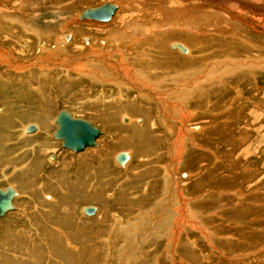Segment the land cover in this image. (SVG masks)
I'll list each match as a JSON object with an SVG mask.
<instances>
[{"label": "rangeland", "instance_id": "obj_1", "mask_svg": "<svg viewBox=\"0 0 264 264\" xmlns=\"http://www.w3.org/2000/svg\"><path fill=\"white\" fill-rule=\"evenodd\" d=\"M74 1L68 4L72 6ZM14 2L17 5L19 0H0V5L8 8L0 10V48L10 50L13 57L10 62L0 58V186L11 183L19 197L14 200L15 210L0 217V264H264V63L256 60L238 73L231 67L218 77L221 82L205 80L212 69L226 66L231 55L237 57L231 53L237 48L245 52L246 47L247 56H258L260 61L264 58V13L243 9L247 19L259 23L255 32L239 25L245 30L239 35L244 45L238 36L223 39L226 34L195 29L191 20L161 35L157 45L150 41L153 47L145 51L159 58L153 63L154 68L158 65L156 77L177 72L185 75L181 80L200 84V88L194 84L197 87L190 89L191 82L178 80L162 86V90L182 89L172 97L160 93L157 106L151 98L132 90L128 95L118 93L120 82L115 78L101 86L90 83L85 75L96 69V60L90 56L93 48L114 46L106 30L81 32L95 24L114 26L122 11L130 10L129 4L123 0H77L73 7L53 13V2L30 1L17 12H32L39 21H29H36L41 32H47L46 48L38 51V45L30 41L38 40L32 32L21 31L12 19L1 16L11 13L7 5ZM104 2L119 4L110 21L77 19L81 10ZM260 2L264 1L253 3ZM15 18L23 20L18 15ZM78 26L81 30H75ZM58 33L73 34L67 43L80 40L85 44L86 37L91 45L77 50L55 46L53 38ZM173 41L187 45V56L171 48ZM115 47L123 51L124 58L110 55L100 72L113 75L126 71L128 63L136 68L139 62L135 58L134 63V54L140 47ZM48 55L55 59L49 60ZM83 57H89L88 61L79 64ZM37 59L47 62L42 65ZM182 60L191 61L188 71H180ZM55 61L58 66L47 64ZM195 70L200 71L192 74ZM60 108L100 128L97 146L77 154L51 139L53 119ZM128 116L139 119L129 122ZM28 123L38 125L34 134L22 132ZM147 123V130L137 134L135 129ZM157 131L159 137H155ZM89 150L99 153L77 160ZM119 150L132 153L125 168L113 160ZM110 193L112 196L106 195ZM127 201L135 203L129 206ZM83 204H94L98 211L84 215L79 209ZM161 217L163 221L171 218L168 228L159 224ZM115 218L126 225L119 226ZM154 218L157 221L153 222ZM154 231L160 235L156 237ZM69 244L74 248L69 249Z\"/></svg>", "mask_w": 264, "mask_h": 264}, {"label": "bare ground", "instance_id": "obj_2", "mask_svg": "<svg viewBox=\"0 0 264 264\" xmlns=\"http://www.w3.org/2000/svg\"><path fill=\"white\" fill-rule=\"evenodd\" d=\"M30 1H33V0H19V3L16 5V3L14 2L13 5H7L10 8V12L11 13H6V12H3V14L1 15L2 17H4V19H12V22L13 23H16V27L19 26V28L21 29V31L23 32H32V34L38 38V40H30L32 43L35 42L36 45H38V51H40V49L43 47V43L45 41V35L47 34V32L45 33V31H42L40 30V28L38 26H36L35 24H38L36 21L35 22H30L29 20H37L39 18H37L35 15H32V12H17V10L19 9H22L24 7H26ZM37 1V0H36ZM39 2L43 3L42 0H38ZM46 1H51L53 2L55 5H56V8L55 10L53 11V13H60L59 11L61 9H67L68 7H70L71 5L68 4V2L71 0H46ZM77 0H75L74 2H76ZM79 1V0H78ZM259 1V0H257ZM264 1V0H263ZM69 2V3H70ZM72 3L73 5L75 3ZM123 2L125 4H129V7H130V10L128 8H126L125 10H123L122 12H124L123 16H118L117 17V21L115 24L114 23V26H110V25H107V24H103V25H94V26H91L89 28H85L81 34L84 35L86 34V32H91V30L95 31L97 30V28H99L98 30H106L107 31V35H109L110 37V40H113V48L110 47V46H105L106 48H104V45L102 43H106V41L104 40V42L100 39V42L103 46L101 45H98L97 47H94L93 48V51L92 54L90 55L91 57H93V59H95L96 63H94L93 66H95L96 64V69L92 72H89L88 73V77H87V74L85 73L86 75V78L87 80L91 83V82H96L98 84H101V86H105V85H108L109 83L108 82H112L115 78V80H119L120 84H118V86L116 87L117 89H119L120 91L118 93L122 94V95H128L129 92L132 90L134 92H137L139 96L141 97H144V98H151L158 106V95L161 93L165 96H169V97H172L174 96L175 92L179 91L177 89H182L181 87H175L174 89H167V90H162L161 87L162 86H166L167 84H170V83H173L175 81H178V80H181L180 76L183 77L185 75H182V74H178L176 72V69L175 72L177 73H174V75H171V76H163L162 73L161 75L158 77H156L154 75V73L156 72L155 70L158 69V65L156 64L155 65V68L153 67V63L155 64L156 62V59H159L157 57H154V56H151L152 54L151 53H147L149 51H145L147 50L146 47H148V49L152 48L153 45L150 43V41H154V43L157 45L158 42L160 41V37L161 35H163L164 33L166 32H170L171 30H174V29H178L179 27L181 26H185L186 23H188L190 20V26L195 28V29H199L200 27H204L205 29H207L208 31H212V32H215V33H218V34H226V37L223 38V39H232L234 36H238L240 37V39H242L241 41H239L240 44L244 45V39H243V36H239L241 35L242 33L244 32L241 31L243 30V27H245L246 29L249 28L250 30H252L253 32L256 31V27L259 25L258 23V20H254V22L250 21L249 19H247L245 16H244V13L245 12H250V13H264V2H260V3H253L255 2V0H123ZM134 2H137L136 4H134ZM131 3V5H130ZM134 5H133V4ZM114 4V3H113ZM73 5L71 7H73ZM117 8L116 10L114 11L113 15L111 16V18L113 16H115V13H117L116 11L119 8V4H117ZM123 5V4H122ZM121 7V6H120ZM88 8V7H87ZM8 8H6L5 6H2L0 5V10L4 11ZM71 9V8H70ZM243 9L245 12H243ZM69 10V9H68ZM69 12V11H68ZM221 12V13H220ZM18 15L19 18H22L23 20H20V19H16L15 17ZM67 15V14H66ZM263 15V14H262ZM36 19H34V18ZM110 18V19H111ZM116 18V17H115ZM8 19V21H9ZM73 19V18H72ZM109 19V21H110ZM113 19V18H112ZM87 21V19H85ZM39 21V20H37ZM66 21V20H65ZM73 21V20H71ZM97 21V20H95ZM112 21V20H111ZM42 22V21H41ZM47 22V21H46ZM83 22V21H82ZM107 22V21H106ZM3 23V22H2ZM9 23V22H8ZM11 23V22H10ZM88 23V22H87ZM12 24V23H11ZM66 24L68 25V22H66ZM89 24V23H88ZM242 25L243 27L239 26V25ZM9 25V24H8ZM41 25V24H40ZM48 25V24H47ZM74 25H77V24H74ZM73 25V27H74ZM92 25V24H91ZM10 26V25H9ZM9 26H8V29H9ZM46 28V26H44ZM263 31H264V24L261 25ZM7 29V27H5ZM43 28V27H42ZM41 28V29H42ZM44 28V29H45ZM67 28V27H66ZM82 26H78L77 29L75 30H81ZM125 28H128L129 30H126ZM74 29V28H73ZM72 29V30H73ZM46 30V29H45ZM48 30V29H47ZM46 30V31H47ZM69 30V29H68ZM67 30V31H68ZM170 30V31H169ZM16 31V30H15ZM14 31V33H15ZM20 31V32H21ZM51 31V30H49ZM70 31H71V28H70ZM92 31V32H93ZM208 31H202L201 34L205 33V32H208ZM19 32V31H18ZM91 32V33H92ZM101 32V31H99ZM103 32V31H102ZM172 32V31H171ZM51 33V32H49ZM106 33V32H105ZM31 34V33H30ZM99 34V33H98ZM237 34V35H235ZM40 35H42L40 37ZM64 33L62 34H59L58 35H54L55 38V43L54 45L55 46H60V47H73L75 50L77 49H83L86 44V47H90L91 45V42L89 43V40L85 37L84 38V41H85V44L83 43V41L81 42L80 40H76V41H73L72 43H67L65 41H69L71 38H72V35L73 34H67L66 36H68L67 39H64ZM105 35V34H104ZM25 36V34H24ZM93 36V35H92ZM219 36V35H218ZM225 36V35H223ZM23 37V36H22ZM220 37V36H219ZM19 39V38H18ZM32 39V38H31ZM35 39V38H34ZM83 39V37H82ZM28 40V39H27ZM47 40V39H46ZM64 40V41H63ZM124 42V43H123ZM144 42H147L143 45ZM173 42H177L181 45H183L185 47V52H181L179 51L178 49L176 48H172L174 50H178L179 52H181V54H184L187 56L188 54V47L185 43L183 42H178V41H173ZM173 42H170L169 45ZM30 43V42H29ZM78 44V45H77ZM117 44H119L120 46H122L123 48L127 49L128 46H130L131 44H135L136 46L140 47V48H137L139 50V52H137V54H134L136 57H134V63H136L135 61V58L136 60L139 62L138 65H136V68H134L133 65L131 64H126V67H127V70L126 71H115V73L113 75H110L109 73H103V72H100V69L102 70L103 68H101L102 66H104V63H107L109 62V57L110 55L112 54H115V56L119 57V59L117 60H122L124 57V53L122 50H120L118 52L117 50ZM21 45V44H20ZM28 45V43H27ZM33 45V44H31ZM35 45V44H34ZM264 45V44H263ZM263 45H260L263 47ZM22 46V45H21ZM29 46V45H28ZM54 46V47H55ZM144 46V47H143ZM233 46V45H232ZM41 47V48H40ZM133 47V46H132ZM235 47V46H234ZM237 47V46H236ZM243 47V46H242ZM261 47V48H262ZM35 48V47H34ZM43 48H46V46H44ZM57 48V47H55ZM111 48V49H110ZM134 48V47H133ZM245 52H242V48L241 50H239L238 48L236 50H232L231 53H237V57H234L231 55L230 57V62L226 65V66H223L221 68H218V69H212L206 76H205V80H206V83L207 82H210L211 80H215L216 82H221V80L218 78L219 76L221 75H225L229 72V69L231 67H234V71L236 73H238L240 70H243L244 68L246 70H248V67H246L247 65H250V64H253L256 62V60H258V62H263L264 63V58L262 59L261 57V61L260 59H258V56H255V55H252V56H247V48L246 47H243ZM260 48V47H259ZM57 49H60V48H57ZM56 49V50H57ZM27 50V49H26ZM51 50V49H50ZM54 50V49H53ZM55 50V51H56ZM136 50V49H135ZM155 50V49H153ZM260 50V49H259ZM21 51L23 52V48H21ZM42 51V49H41ZM45 51V50H44ZM61 51V50H60ZM64 53L65 50H62ZM115 51V52H114ZM134 51V50H133ZM144 51L146 52V54L144 53ZM249 51V50H248ZM251 51V50H250ZM249 51V52H250ZM27 52L29 53V51L27 50ZM57 52H59L57 50ZM104 52H106V54H103ZM135 52V51H134ZM41 53V52H40ZM52 53V52H51ZM60 53V52H59ZM239 53L241 54H245L246 56L243 55V58L239 57ZM22 54V53H21ZM55 54V53H54ZM65 54V53H64ZM190 55V56H189ZM188 55V57H191V53ZM251 55V54H249ZM261 55V54H260ZM49 57V60H53L55 59V57H51V55H48ZM55 56V55H54ZM62 56H66V55H62ZM122 56V58H121ZM130 56V55H129ZM128 56V57H129ZM185 56V57H186ZM242 56V55H241ZM3 58L4 61H7V62H10V59L13 58L12 57V54L10 52V50L8 49H5L3 46H1L0 48V58ZM25 57V56H24ZM249 57V58H248ZM264 57V56H263ZM10 58V59H9ZM127 58V57H126ZM19 59V58H18ZM89 57H83L81 59L78 60V62H80L79 64H81L83 61L86 62V60L88 61ZM191 59V58H190ZM38 61L42 62L41 64L43 65V63H46L47 61H43L41 59H37ZM36 60V61H37ZM92 60V59H91ZM14 61L17 63V60L14 59ZM13 61V62H14ZM29 61V60H27ZM27 61H23L24 63H26ZM35 61V60H34ZM35 61V62H36ZM37 61V62H38ZM103 63H102V62ZM158 63L160 60H157ZM186 61V62H185ZM33 62V61H32ZM31 62V63H32ZM38 62V63H40ZM59 62V61H58ZM58 62L55 61L53 64H50V63H47L49 65H53L55 66V64L58 66ZM182 65L179 64L180 66V71L182 69H188L191 67V61L189 63V60H182ZM1 63V62H0ZM93 63V62H92ZM45 65L46 68L49 67V65ZM89 64V63H88ZM88 64H83L82 66H87ZM8 65V64H7ZM162 65V64H161ZM10 66V65H9ZM18 66V65H17ZM38 66V65H37ZM91 66V67H93ZM15 66H13L14 68ZM39 67V66H38ZM37 67V68H38ZM107 67V66H106ZM157 67V68H156ZM18 68V67H17ZM44 68L42 70V72H44V70L46 69ZM164 68V67H163ZM49 69V68H48ZM161 69V68H160ZM166 69V68H165ZM104 70L105 67H104ZM162 70V69H161ZM107 71V70H106ZM160 71V70H159ZM200 70H195V71H192V74L194 73H197L199 72ZM105 72V71H104ZM246 72V71H245ZM244 72V73H245ZM30 73V72H29ZM160 74V72H159ZM29 75V74H28ZM31 75V74H30ZM29 75V76H30ZM44 75V73L42 74ZM83 75V74H82ZM176 75V76H175ZM160 77H164V78H167V82H160L161 78ZM162 78V79H164ZM196 79V78H195ZM80 80V79H79ZM78 80V81H79ZM165 80V79H164ZM193 79H187V82H191ZM183 82H186L184 80H181ZM81 82V80H80ZM79 82V83H80ZM94 82V83H95ZM156 82L157 85H154ZM186 82V83H187ZM200 82V80H199ZM201 82H204V80H201ZM83 83V82H82ZM95 83V84H96ZM192 83V82H191ZM85 84V82L83 83ZM94 84V85H95ZM195 85L198 83L195 82L194 83ZM193 83L191 85H188V88H196ZM89 85V84H88ZM86 86V85H85ZM200 84L198 85V88ZM212 87H215V85H211ZM86 88V87H85ZM202 89V88H201ZM114 91V90H112ZM200 92L202 90H199ZM197 92V91H196ZM118 93L115 95V92H114V97L116 99L119 98L118 96ZM196 94V93H195ZM203 93H200V95H202ZM177 96V95H176ZM182 97V96H181ZM106 98V97H104ZM186 99V98H185ZM171 108V107H170ZM60 109H65V108H60ZM67 111H69L71 113V115L73 117H79V116H75L70 110L68 109H65ZM139 110V109H138ZM142 110V109H141ZM79 118H83V117H79ZM129 118V122H134V121H137L139 119V117H131V116H128ZM169 118V117H168ZM167 116H166V119H168ZM86 119V118H84ZM142 121V119H140ZM89 121V120H88ZM123 121L124 122H127V119L124 117L123 118ZM140 121V122H141ZM182 121V120H181ZM90 122V121H89ZM168 121H166L165 123H167ZM91 123V122H90ZM29 124V123H28ZM35 125V129L34 131L32 132H24V127L25 125L22 127V132L24 134H34V132H36L38 125L36 123H33ZM27 125V124H26ZM167 125V124H166ZM149 126V123H147L146 125H144V127L142 128H139V129H135V131H137V134L139 133V131H143V130H147V127ZM195 129L199 128V126L195 125ZM97 127V126H96ZM4 128V127H2ZM7 129V127H5ZM4 128V129H5ZM180 128V127H178ZM194 128L193 126H191V129ZM100 130V128H98ZM174 129H176V127H174L172 129V133L174 132ZM179 131V130H178ZM181 131V130H180ZM101 132V130H100ZM153 133V131H152ZM156 133V134H155ZM178 133V132H177ZM155 134V137H159V134H158V131L157 132H154ZM153 134V136H154ZM179 134V133H178ZM178 134L176 136H178ZM101 135V134H100ZM99 135V136H100ZM98 136V137H99ZM175 136V137H176ZM180 136V135H179ZM98 137L95 139V141L98 139ZM134 137V136H133ZM181 137V136H180ZM178 138V137H176ZM51 139H52V136H51ZM179 139V138H178ZM177 139V140H178ZM53 140V139H52ZM176 140V139H175ZM58 141V140H57ZM60 142V141H59ZM241 142V141H240ZM101 143H103L101 141ZM97 144V142H96ZM182 144V143H181ZM104 145V144H103ZM97 146V145H95ZM92 147V146H90ZM87 148V147H86ZM100 148H101V145H100ZM85 149V148H84ZM83 149V150H84ZM89 149V148H87ZM92 149V148H91ZM170 149V147H169ZM168 149V150H169ZM69 150V149H67ZM82 150V151H83ZM90 151V150H89ZM102 151V150H101ZM119 151H126L127 154H128V159L127 161L123 164V165H116L117 166H120V167H123L124 168L126 166H128V162L130 161V158H131V155L132 153L129 152L128 150H119ZM80 152V151H79ZM77 153V152H76ZM99 153V150H94V151H90V152H87L82 155H86L85 157L83 158H77V160H83V159H87L88 157L87 156H91V155H95ZM170 153V152H168ZM78 154V153H77ZM81 154V153H80ZM81 155V156H82ZM115 155V154H114ZM96 156V155H95ZM114 157V156H113ZM114 160V159H113ZM173 164V163H172ZM65 165V164H64ZM65 167V166H63ZM67 168V167H66ZM77 171V170H76ZM90 172V171H89ZM84 174V173H83ZM78 175V174H77ZM79 176V175H78ZM91 184V183H90ZM89 184V185H90ZM13 186V185H12ZM14 187V186H13ZM63 189V188H62ZM17 191V190H16ZM17 197H19V192L17 191ZM161 193V192H160ZM159 193V195H160ZM31 194V193H30ZM106 195H109V196H112V194H106ZM158 195V196H159ZM171 195V194H170ZM92 196V195H91ZM201 195L199 196H196L195 199H199ZM16 196L12 199V202L14 203V200L15 198H17ZM49 197L50 200H52V197L51 196H47ZM107 197V196H106ZM108 198V197H107ZM60 199V198H59ZM111 198H109L110 200ZM168 199V198H167ZM132 200V199H131ZM137 201V199L135 200ZM129 203V206H132L134 203L133 202H130V201H127ZM132 203V204H130ZM171 203V200H169V203L167 201V204L170 205ZM200 204V203H199ZM94 205V204H93ZM125 205V204H123ZM168 206V205H167ZM46 207V206H45ZM126 207V205H125ZM173 207V206H172ZM171 207V208H172ZM179 208V207H178ZM80 209V208H79ZM13 211L15 210L12 209ZM12 210H8L4 213V215L9 212V211H12ZM155 210V209H154ZM172 210V209H171ZM98 211V208L96 207L95 205V212L93 214H84V215H87V216H92L94 215L96 212ZM171 212V211H169ZM173 213V212H172ZM177 213V212H176ZM178 213H179V210H178ZM2 215V216H4ZM113 215V214H112ZM142 214L139 215V218H141ZM159 215V214H158ZM169 215H172L169 213ZM177 215V214H176ZM0 216V217H2ZM95 217V216H93ZM169 217V216H168ZM89 219L91 217H88ZM96 218V217H95ZM116 219V218H115ZM118 219V220H117ZM116 219V224H118L119 226L122 225L121 222H119V218ZM159 220L162 219L161 218H158ZM171 219V218H170ZM170 219H165L164 221L161 220L162 222H160L159 224L164 226V228H168L166 224H168V221ZM174 219V218H173ZM135 222V220H133ZM141 221V219H140ZM150 221V219H149ZM153 222L157 221L156 218H154L152 220ZM127 222H130L129 218L127 219ZM171 222V220L169 221ZM175 222V221H174ZM172 223V222H171ZM136 224V223H135ZM149 224V223H148ZM126 225V224H125ZM191 225V224H190ZM128 226H131L128 225ZM163 227H159V230L164 229ZM131 229V228H130ZM129 230V229H128ZM180 230V229H179ZM135 232V231H133ZM164 232V231H163ZM162 232V233H163ZM172 232V231H170ZM182 232V231H181ZM136 233V232H135ZM156 237L160 235V232L159 234L157 235L156 234V231L153 232ZM167 233V232H166ZM175 231H173L171 234L175 235L174 234ZM170 234V233H169ZM153 235V234H152ZM130 236V234H129ZM128 236V237H129ZM166 236V235H165ZM169 236V235H168ZM174 239V238H173ZM143 240H145L143 238ZM170 240V239H169ZM146 241V240H145ZM144 241V242H145ZM148 241V240H147ZM168 241V240H166ZM175 242V241H174ZM168 243V242H167ZM176 243V242H175ZM174 243V244H175ZM173 244V243H171ZM141 246V245H140ZM139 246V247H140ZM168 246V245H167ZM166 246V247H167ZM170 247V246H169ZM172 248V247H171ZM166 250V249H165ZM167 251V250H166ZM171 252V251H170ZM141 254V253H140ZM141 256V255H140ZM134 257V256H133Z\"/></svg>", "mask_w": 264, "mask_h": 264}, {"label": "water", "instance_id": "obj_3", "mask_svg": "<svg viewBox=\"0 0 264 264\" xmlns=\"http://www.w3.org/2000/svg\"><path fill=\"white\" fill-rule=\"evenodd\" d=\"M117 5L111 2H104L94 7H88L80 11L77 16L78 20H97L100 22L109 21ZM64 39L68 36L63 35ZM172 48H176L181 52H185V47L177 42L170 44ZM53 123L55 125L52 131V139L60 141V146L73 152L82 151L86 147L95 146V139L101 134L98 127L90 123L87 119L73 117L71 113L65 109H59L54 116ZM35 129L33 123L25 125L24 132H32ZM117 165H123L127 159L126 151H118L113 157ZM16 189L11 183H5L0 186V216L8 210L15 208L12 199L17 196ZM81 212L84 214H93L95 205L83 204Z\"/></svg>", "mask_w": 264, "mask_h": 264}, {"label": "crops", "instance_id": "obj_4", "mask_svg": "<svg viewBox=\"0 0 264 264\" xmlns=\"http://www.w3.org/2000/svg\"><path fill=\"white\" fill-rule=\"evenodd\" d=\"M57 111H58V110H57ZM56 113H57V112H56ZM122 224L125 225L126 222H125V223L122 222ZM69 242H70V241H69ZM66 244H68V243H66ZM69 245H70V246L68 247L69 249H70V248H74V246H72L71 244H69ZM62 248H64V247L62 246ZM64 250H66V249L64 248ZM59 255H60V254H59ZM59 255H58V256H59ZM58 256H57V259L59 258ZM60 256H61V255H60ZM62 257H63V256H62ZM55 259H56V257H55Z\"/></svg>", "mask_w": 264, "mask_h": 264}]
</instances>
